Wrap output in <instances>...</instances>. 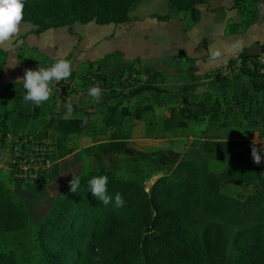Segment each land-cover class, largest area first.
I'll list each match as a JSON object with an SVG mask.
<instances>
[{
    "label": "trees",
    "instance_id": "16d2710c",
    "mask_svg": "<svg viewBox=\"0 0 264 264\" xmlns=\"http://www.w3.org/2000/svg\"><path fill=\"white\" fill-rule=\"evenodd\" d=\"M139 1L24 0L22 23L32 25L34 34L91 22L119 25L129 21V12ZM167 1L172 12H189L192 22L199 18L197 5L206 3ZM243 1L236 0L235 6ZM169 18L157 17L159 21ZM260 51H264V45ZM255 57L240 54L238 73L231 64V76L216 73L214 81L224 90L243 74L250 79L251 91L264 92V75L242 66ZM142 72L146 81L134 77L136 87L129 91V97L144 92L166 93L155 86L165 82L158 81L159 73L149 66L136 71L133 65H127L117 78L130 79L133 73L138 76ZM185 74L182 92H189L184 93L177 108L170 109L162 131H184L190 122L203 119L220 127L216 133H200L204 158L186 162L166 152L131 150L127 145L130 135L122 129L124 122L128 118L140 121L145 113H152V108H119L107 105L104 99L107 115L102 123L112 132L105 141L84 148L82 153L86 158H107L112 168L83 171L77 176L80 184L76 193L68 184L53 197L49 212L38 221L30 218L17 191L0 183V264H264V164L253 161L252 142L221 137V129L229 123L239 121L243 126L248 122L250 112L245 103L250 100L249 90L223 97L222 102L209 95L191 100L189 94L196 88L191 66ZM88 77L102 89L108 83L98 70ZM3 105L5 101L0 102ZM9 115L7 110L1 114L2 141L7 137ZM90 115L85 111L82 117L65 119L64 113L53 111L50 122L40 131L29 132V136L45 140L41 131L54 132L50 145L61 161L77 150V136L93 132ZM221 161H225L223 170L210 169V163ZM99 176L108 178L107 194L112 197L108 205L90 192L89 181ZM47 181L43 177L35 183ZM227 184L251 187L253 191L243 199L230 197L221 192ZM116 193L121 194L123 207L115 206Z\"/></svg>",
    "mask_w": 264,
    "mask_h": 264
},
{
    "label": "crops",
    "instance_id": "0c3cea01",
    "mask_svg": "<svg viewBox=\"0 0 264 264\" xmlns=\"http://www.w3.org/2000/svg\"><path fill=\"white\" fill-rule=\"evenodd\" d=\"M141 1L130 10L129 21L119 25L99 26L91 22L78 30L76 25L80 24H74L71 28L49 29L34 34L35 28L32 25L21 24L18 36L0 47V91L8 87L6 98L0 100L5 101L2 108L12 100L8 98L11 94L17 96V91L21 92L22 89L24 95L23 83H17V80L23 79L26 69H47L58 58L72 63L71 76L79 90L63 98H49L42 102L40 107L31 111L26 119L28 126L23 130L19 131L8 125L10 130L17 131L15 136L32 132H23L24 130H36L47 125L53 111L66 115L68 104L72 107L71 117H80V114L82 117L83 112L88 111L91 113V121L94 120L90 107L100 108L103 98L101 96L99 103H96L88 94L89 88L96 86L92 81L94 78H89L88 75L92 76L98 70L109 82L110 78L118 77L127 65H133L136 71L149 66L155 71L158 67L164 71L183 72L191 66L194 80L210 89L208 91L213 95L212 100L222 102L223 97L231 98L249 90L250 100L245 103V109L250 115L243 127L251 124L258 111L264 114V92L251 91L248 76L239 74L224 90L214 81L216 73L230 77L228 66L231 64L238 73L240 54L254 56L261 52L260 47L264 45V0H244L237 6L236 0H206L205 4L196 7L199 13L196 22H192L189 12H172L167 0H146L149 3H140ZM167 15L170 18L166 21L157 19ZM214 51L220 53L216 60L212 59ZM242 66L245 68V63ZM258 119H264V116H259ZM198 122L207 126L208 120ZM38 123L42 124L37 126ZM260 125H263L260 131L255 129L257 137L264 135V123H259L258 128ZM221 130L224 132L221 134L223 139L244 141L236 137L230 126ZM219 131L220 127L215 126L213 132ZM257 137L250 141L253 145L258 140ZM198 140L203 144L204 139ZM96 144L98 143L89 146ZM83 149H77L72 155L58 161V174L54 175L58 176L57 180L53 184V190L49 187L44 196L40 194L42 187L36 185L31 192L17 191L32 220L38 221L49 212L53 197L58 196L69 184L70 180L65 182L67 177H77L84 171Z\"/></svg>",
    "mask_w": 264,
    "mask_h": 264
},
{
    "label": "rangeland",
    "instance_id": "374dc122",
    "mask_svg": "<svg viewBox=\"0 0 264 264\" xmlns=\"http://www.w3.org/2000/svg\"><path fill=\"white\" fill-rule=\"evenodd\" d=\"M165 1V0H163ZM140 3H149L146 0L141 1ZM94 25V24H93ZM29 26V25H27ZM77 30L82 28V25H76ZM157 73H159L160 77L157 78L158 81L162 80L165 83H158L155 86L159 88L166 89V93L164 94H156L154 92H144L138 95L135 98L129 97L128 93L131 91L135 86V79H140L141 81H146V76L144 73H140L138 76L133 75L130 79L121 80V78H110L107 85L102 89V98L103 100L106 99L107 105H117L119 108L126 107L130 110H133L136 107L143 108L146 106H149L152 108V113H145L142 120H133L131 118H128L124 122L123 126V132L128 133L130 135V140L127 142L128 147L133 151H140V152H166L173 154L174 157L178 160L186 161V162H198L199 160H202L204 158L201 148L203 146L202 142L198 139L200 137V133L202 135V132L200 130L205 129L204 133H213L214 127L216 125H212L207 123V126L205 123H196V122H190L187 129L184 131L182 130H175L171 132H164L162 131V123L163 120L167 117L169 114V111L171 108H177L180 105L181 97H183L184 93L189 92L188 90L186 92H182V88L184 85L181 82V79L186 77L185 72L181 70H173V71H164V69H160L158 67L155 68ZM163 77V78H162ZM172 79H178L180 80L179 83H173ZM19 85V84H18ZM214 85V84H213ZM17 86V85H16ZM195 92L194 94H189V98L191 100L201 98L202 95H210L212 97L213 95L210 94L208 90V87L203 84L196 83L195 84ZM21 87V86H20ZM99 87V85H98ZM211 88V87H210ZM8 89V87H7ZM7 89L0 91V100H3L6 98V91ZM21 92L17 91V96H14L11 94L8 96L9 100L7 102V105L2 108L0 106V121H1V113L4 109H7L11 112L8 119V125L15 127L17 130H23L27 128L28 126V116H30L31 111H34L36 109L35 105L32 102H25L23 97L22 89ZM209 92V93H208ZM53 99L52 97H50ZM90 110H92V113L94 114V120H92L91 128L93 129V132H89L83 136H77L75 139L76 142V148L77 149H83L84 147H88L90 144L94 143H100L102 141H105L109 135L112 132L111 128L106 127L101 121L102 119L107 115L105 111V106L102 104L100 108L98 107H90ZM258 114V115H257ZM255 116L254 119H252V122L247 127L244 128L241 126L239 121H235L233 123H229L228 126L233 129L234 133L236 134V137L240 138L244 141H253L252 138L257 137V130L260 131L261 127L263 125H260V128H258L259 123H264V119H258L259 116L262 115L259 111ZM152 115V119L150 118ZM81 117V114H80ZM241 117V115H240ZM242 118V117H241ZM240 118V119H241ZM151 121V122H150ZM243 120H241L242 122ZM40 126L42 123H38ZM244 122L242 123V125ZM206 127V128H205ZM253 128V130L251 129ZM41 128L35 129H28L24 130L23 132L27 131H40ZM257 129V130H255ZM38 131V132H39ZM2 130L0 128V137H1ZM17 131L15 129H9L7 131V137L4 141L0 139V183L5 188H10L12 190L16 191H22L26 190L31 192L32 187L34 185L42 187L40 189V194L44 196L49 187L53 190V184H55V179L57 175V163L55 166L54 172L52 174L50 173L46 179L47 184H37V183H19L14 182L12 177L10 176V173L7 169H9V145L8 142H10L12 139L15 140V135ZM43 136L46 137V141L49 142V144L54 140V132L52 131H44L40 132ZM203 133V134H204ZM96 134V135H95ZM234 134V136H235ZM95 135V136H92ZM257 141L254 142V146L259 154L261 155L262 159L261 162L264 164V135L257 137ZM51 146V145H50ZM53 148V146H51ZM84 171L88 170H97L99 168H112V164L109 163L107 158L102 157H92V158H86L84 157ZM210 169L213 171H221L225 168V161L221 162H212L209 165ZM58 177V176H57ZM73 178V177H71ZM70 177L68 180H72ZM69 181V182H70ZM34 184V185H33ZM253 191V188L251 187H243L239 185L234 184H227L222 186L221 192L225 195H228L230 197L240 198L243 199L247 195L251 194Z\"/></svg>",
    "mask_w": 264,
    "mask_h": 264
},
{
    "label": "clouds",
    "instance_id": "9594fccd",
    "mask_svg": "<svg viewBox=\"0 0 264 264\" xmlns=\"http://www.w3.org/2000/svg\"><path fill=\"white\" fill-rule=\"evenodd\" d=\"M24 19V0H0V47L7 45L14 37L18 36L21 24ZM233 47H236L234 45ZM231 48L229 51L231 52ZM220 56L219 52L212 53V59L216 60ZM72 63L66 59L58 58L56 62L49 68H38V70L26 69L23 79L18 78V82L23 83L25 89L24 101L32 102L35 107H40L42 102L48 101L51 90L50 83H59L71 76ZM88 94L96 103H99L102 96V89L98 86L90 87ZM72 115V107L67 105V113L65 119ZM253 161L257 164L261 162V155L258 150L252 149ZM108 178L106 176L94 177L89 181L90 192L104 205H108L112 200L107 194ZM80 184L79 177H73L69 182V188L72 193H76ZM124 201L120 193L115 195V206L123 207Z\"/></svg>",
    "mask_w": 264,
    "mask_h": 264
},
{
    "label": "built area",
    "instance_id": "2783aa9c",
    "mask_svg": "<svg viewBox=\"0 0 264 264\" xmlns=\"http://www.w3.org/2000/svg\"><path fill=\"white\" fill-rule=\"evenodd\" d=\"M245 68L250 71L264 75V51L259 52L252 60L245 62ZM98 86L99 84L92 80ZM49 88L53 99L63 98L78 92V86L71 77L61 80L59 83H50ZM9 149V169L8 172L13 181L21 183H35L43 177H47L54 172L56 159L53 148L46 140H35L29 133L19 134L8 144Z\"/></svg>",
    "mask_w": 264,
    "mask_h": 264
}]
</instances>
